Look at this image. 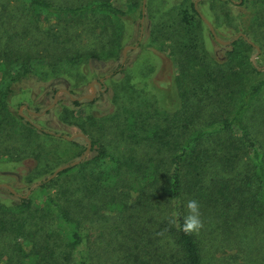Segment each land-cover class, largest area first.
Returning a JSON list of instances; mask_svg holds the SVG:
<instances>
[{
    "label": "trees",
    "instance_id": "obj_1",
    "mask_svg": "<svg viewBox=\"0 0 264 264\" xmlns=\"http://www.w3.org/2000/svg\"><path fill=\"white\" fill-rule=\"evenodd\" d=\"M117 1L0 0L5 139L15 128L51 136L13 110L15 85L37 72L34 60L48 57L55 66L121 59L120 33L125 22L143 17V0H127L139 6L136 18ZM186 3L180 1L177 17L188 38L172 54L178 74L153 110H127L119 125L124 148H109L106 118L74 121L94 100L71 91L65 119L91 136L93 154L33 190L40 202L32 195L0 200V264H264V64L253 63L256 47L243 36L229 45L226 61L210 58L199 34L191 39L200 14ZM43 16L56 22L43 28ZM66 17L72 21L63 23ZM84 17L94 21L86 31L94 44L72 49L70 40L81 34L66 38L64 31ZM66 78L60 80L69 86ZM188 200L198 202L202 226L186 233Z\"/></svg>",
    "mask_w": 264,
    "mask_h": 264
},
{
    "label": "rangeland",
    "instance_id": "obj_2",
    "mask_svg": "<svg viewBox=\"0 0 264 264\" xmlns=\"http://www.w3.org/2000/svg\"><path fill=\"white\" fill-rule=\"evenodd\" d=\"M180 1L143 0L142 8L145 3L143 17L135 23L125 22L120 33V38L127 41L121 50L120 60L106 58L97 64H92L80 58L72 62H61L55 66H52L51 61L48 62L49 60L46 59L48 57L34 60L36 76L32 75L27 82L15 85L12 98L13 110L31 120L39 129L48 131L51 136L31 135L17 128L10 131L7 139L0 134V200L12 203L16 197L27 195L31 191L28 195L34 196L40 202L42 196L32 191L61 166L81 159L89 143L92 144L91 136L73 124L70 119H65V106H68V97L73 95L72 90L78 95L77 98L95 93L90 83L104 79L101 88L96 85L94 103H88L77 109L74 121L84 123L88 121V116L106 118L105 130L103 126H97L95 130L98 133L100 130L106 131L104 139L109 143L112 142L109 145L111 150H115L117 145L121 148L125 147L119 125L124 120L127 110L134 109V106L139 104L150 106L153 110L158 94L170 89L166 83L172 82L178 74L177 63L175 64L172 54L178 56L177 44L180 40L188 38L178 22ZM257 1L247 0L243 4L242 0H186L187 5L192 2L196 4L200 14L199 19H202V22L196 20L195 34L191 35V39L199 34L197 43L205 47L208 54L214 55L210 58L219 61H226L227 51L231 49L229 45L239 38L240 34H245L261 51L260 44L264 46V21L260 18L262 4L260 0ZM117 2L124 5V9L136 18L138 5L131 4L127 0ZM41 21L45 28L50 23L56 22V19L43 16ZM71 21L66 17L62 22ZM93 23L94 21L89 17H84L64 31L67 34L66 38L74 33L78 36L81 34V37L70 40L69 47L82 51L91 48L95 39L91 35L92 32L86 31L92 29ZM209 24L221 40L232 42L219 43ZM252 24L253 31L249 28ZM237 28H239L238 32H236ZM244 28L250 29V32L248 30L246 32ZM133 45L137 47L127 51L125 62L122 63L125 47ZM259 52L257 49L251 50V60L253 61L254 58L255 63L264 64V54L259 56ZM66 77L70 81L69 86L60 80ZM54 83L55 87H52ZM74 136L75 138L69 139ZM71 141H76L77 144L70 143ZM92 154L90 150L82 161ZM37 183L38 185L34 186ZM3 184L10 185L20 195L14 193L12 195L7 187L2 186Z\"/></svg>",
    "mask_w": 264,
    "mask_h": 264
},
{
    "label": "water",
    "instance_id": "obj_3",
    "mask_svg": "<svg viewBox=\"0 0 264 264\" xmlns=\"http://www.w3.org/2000/svg\"><path fill=\"white\" fill-rule=\"evenodd\" d=\"M196 3H197V2H196ZM144 10H145V3H144V5H143V13H144ZM209 25H210V24H209ZM210 29H211L213 35L215 36L216 40H217L219 43H221V44H230V43L232 42V41H223V40H221V39L216 35L215 30H214V28H213L211 25H210ZM240 36H243V37L247 38L248 41L256 47V49L258 50V52L260 51L259 47H258L253 41H251V40H250L245 34H240ZM140 38H141V37H140ZM136 47H137V45L127 46V47H125L124 52H123L124 57H123V61H122V63L125 62V59H126V56H127V51H128L129 49H131V48L134 49V48H136ZM253 62L255 63V59H254V58H253ZM103 82H104V79L101 78L99 81H94V82L90 83V87H93V88H94L95 93L87 94V95H82V96H79L77 99H80V100H82V99L93 100V99L95 98V96H96V92H97L96 85H99V87L101 88L102 85H103ZM73 98H74V97H73ZM76 136H77V135H76ZM80 136H84V134H80ZM73 138H75V136L72 137V138H69V139L71 140V139H73ZM91 147H92V144L89 143V145H88V149L86 150L85 154L82 155L81 159L76 160V161H73L72 163L65 164V165L61 166L60 168H58V169H57V170H56V171H55V172L49 177V179L56 177V176L58 175V173L61 172L62 170L67 169V168H69L70 166H75V165L79 164V163L82 161V159L85 158V157L88 155V153H89L90 150H91ZM37 185H38V183L35 184L34 186H37ZM0 186H1V185H0ZM2 186L7 187L12 193H14V194H18V193L13 189V187H11L10 185L3 184ZM30 192H31V191H29L28 194H29ZM28 194H27V195H20V194H18V195H20V196H28Z\"/></svg>",
    "mask_w": 264,
    "mask_h": 264
},
{
    "label": "clouds",
    "instance_id": "obj_4",
    "mask_svg": "<svg viewBox=\"0 0 264 264\" xmlns=\"http://www.w3.org/2000/svg\"><path fill=\"white\" fill-rule=\"evenodd\" d=\"M186 207L188 209V215L184 218V231L192 232L199 230L202 226L201 221L199 219V204L196 200H188Z\"/></svg>",
    "mask_w": 264,
    "mask_h": 264
}]
</instances>
